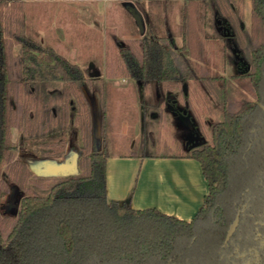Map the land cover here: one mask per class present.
Masks as SVG:
<instances>
[{
	"label": "trees",
	"instance_id": "16d2710c",
	"mask_svg": "<svg viewBox=\"0 0 264 264\" xmlns=\"http://www.w3.org/2000/svg\"><path fill=\"white\" fill-rule=\"evenodd\" d=\"M215 1L236 38L234 52L248 56L247 63L238 56L237 73H211L200 61L175 55L167 35L132 39L118 50L117 75L157 83L163 93L194 79L216 100L220 118L208 141L162 154L142 134L140 149L125 154L199 161L208 192L185 220L108 199L109 151L95 147L90 79L78 63L27 35L20 1L8 7L0 0V193L7 190L4 172L26 192L16 214L0 217V264H264V0H250L248 27L246 0ZM206 16L207 0H187L181 50L201 43ZM73 112L79 171L33 177L16 156L12 129L33 138L54 134ZM66 144L65 138L39 142L47 159L60 157ZM237 213L239 224L225 243Z\"/></svg>",
	"mask_w": 264,
	"mask_h": 264
},
{
	"label": "rangeland",
	"instance_id": "374dc122",
	"mask_svg": "<svg viewBox=\"0 0 264 264\" xmlns=\"http://www.w3.org/2000/svg\"><path fill=\"white\" fill-rule=\"evenodd\" d=\"M15 0H7L8 7ZM26 19V33L43 45L53 47L70 61L78 63L91 86L86 88L93 118L95 147H106L110 154H127L140 149L142 134L151 151L173 154L208 141L211 123L220 118L216 100L197 81L180 82L173 90L161 91L157 83L145 84L116 74L118 50L130 40L146 35H167L168 48L182 53L211 73L229 77L241 70L238 56L247 63L246 53H235L236 38L220 15L216 1L207 0L206 23L199 36L201 43L185 51L181 26L187 0H18ZM132 8L141 16L140 29ZM245 24H250V0L245 2ZM224 44L227 46L223 52ZM62 82L57 86L60 88ZM172 101V105L169 101ZM72 101L70 109H75ZM73 111V110H72ZM70 122L61 132L27 137L16 129V156L26 162L33 177L58 176L79 171L80 134ZM65 138L64 153L56 159L42 155L39 142ZM5 168V166H3ZM7 190L0 193V217L16 214L26 194L4 172ZM29 190L44 192L33 183ZM46 193V192H44Z\"/></svg>",
	"mask_w": 264,
	"mask_h": 264
},
{
	"label": "crops",
	"instance_id": "0c3cea01",
	"mask_svg": "<svg viewBox=\"0 0 264 264\" xmlns=\"http://www.w3.org/2000/svg\"><path fill=\"white\" fill-rule=\"evenodd\" d=\"M107 197L133 208L156 207L190 220L203 203L208 184L198 160L191 157H139L110 154Z\"/></svg>",
	"mask_w": 264,
	"mask_h": 264
},
{
	"label": "water",
	"instance_id": "95a60500",
	"mask_svg": "<svg viewBox=\"0 0 264 264\" xmlns=\"http://www.w3.org/2000/svg\"><path fill=\"white\" fill-rule=\"evenodd\" d=\"M134 17L140 27V29L142 30L143 26H142V22H141V16L135 11V8H132ZM262 108L264 109V105H262ZM204 141H199L198 143H203ZM239 220H240V213H237L235 219L233 220V222L230 224L228 230H227V234H226V238H225V243H227L229 241V239L231 238V236L234 234V232L236 231V228L239 224Z\"/></svg>",
	"mask_w": 264,
	"mask_h": 264
},
{
	"label": "flooded vegetation",
	"instance_id": "af4514ba",
	"mask_svg": "<svg viewBox=\"0 0 264 264\" xmlns=\"http://www.w3.org/2000/svg\"><path fill=\"white\" fill-rule=\"evenodd\" d=\"M155 35V34H154ZM146 36H150V35H146ZM158 36H160V35H158Z\"/></svg>",
	"mask_w": 264,
	"mask_h": 264
}]
</instances>
